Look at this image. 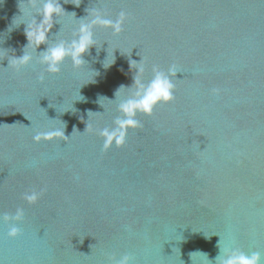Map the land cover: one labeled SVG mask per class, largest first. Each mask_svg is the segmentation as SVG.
I'll return each mask as SVG.
<instances>
[{"label": "water", "instance_id": "obj_1", "mask_svg": "<svg viewBox=\"0 0 264 264\" xmlns=\"http://www.w3.org/2000/svg\"><path fill=\"white\" fill-rule=\"evenodd\" d=\"M58 2L50 44L94 11L125 19L49 74L47 45L25 48L39 0H0V264H220L225 250L264 264V0ZM23 51L28 65L8 64ZM140 67L172 99L105 147Z\"/></svg>", "mask_w": 264, "mask_h": 264}, {"label": "clouds", "instance_id": "obj_2", "mask_svg": "<svg viewBox=\"0 0 264 264\" xmlns=\"http://www.w3.org/2000/svg\"><path fill=\"white\" fill-rule=\"evenodd\" d=\"M42 7L36 10L31 23L25 27V36L27 39V45L25 48L31 47L34 51L41 44L47 45V47L39 53L38 63L43 66L44 71L49 74H56L60 71V65L66 58L70 59L73 68H80L85 60L83 55L89 51L90 48L95 46L93 39V29L97 26L104 28H111L114 34H118L121 31V26L125 19V13L121 12L119 17L113 21L105 18L100 12L94 11L91 14V18L82 20L78 27L72 33V37L69 40H59L58 42L49 43L48 34L53 28L54 23H58V17L62 13H65L58 0H39ZM76 6H79L78 4ZM75 14V13H74ZM40 17L37 21L36 17ZM32 55L23 51V55L20 57L13 56L8 64L16 67L17 69L28 65L32 61ZM137 63V62H136ZM130 68L132 66L130 65ZM133 69V68H132ZM135 75L133 77V84L135 86V92L132 97L122 101L118 105V111L122 113L124 118L118 117L114 123L116 128L113 130L103 129L100 135L105 138V147L116 138L117 144H122L124 140L126 128L135 127L136 122L132 119L137 110L143 112L146 115H150L152 107L157 102H168L172 99V87L169 79L157 69H153L154 76L152 80L145 85L140 79L143 74V67L135 68ZM43 74L39 79L43 80ZM118 91V90H117ZM89 126L86 125L85 130ZM61 133L53 132L45 134V138L51 139L54 136H60ZM41 136L38 134L34 137V140H39ZM26 199L31 203L35 202L37 196L35 194L28 195ZM19 213L17 214V218ZM17 229L13 227L9 236H15ZM220 254V250H219ZM260 254L254 252L251 255H245L242 252L235 250H225L224 256L220 260V264H259ZM116 264H130L129 256H122Z\"/></svg>", "mask_w": 264, "mask_h": 264}]
</instances>
